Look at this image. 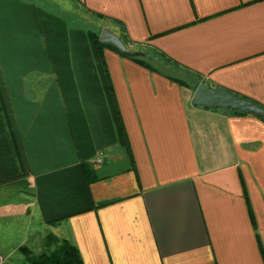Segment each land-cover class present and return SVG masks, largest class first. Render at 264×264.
<instances>
[{
    "label": "crops",
    "instance_id": "crops-1",
    "mask_svg": "<svg viewBox=\"0 0 264 264\" xmlns=\"http://www.w3.org/2000/svg\"><path fill=\"white\" fill-rule=\"evenodd\" d=\"M78 1L153 65L98 46L59 0H0V184L27 185L0 190L17 191L0 242L264 264V119L192 103L203 81L264 108V0Z\"/></svg>",
    "mask_w": 264,
    "mask_h": 264
},
{
    "label": "water",
    "instance_id": "water-1",
    "mask_svg": "<svg viewBox=\"0 0 264 264\" xmlns=\"http://www.w3.org/2000/svg\"><path fill=\"white\" fill-rule=\"evenodd\" d=\"M99 41L118 48L124 55L136 57L144 55V52L133 50L126 46L122 38L110 27L102 29ZM192 103L203 106L206 109H230L255 114L264 118V108L250 99L239 96L229 90L213 87L201 81L194 91Z\"/></svg>",
    "mask_w": 264,
    "mask_h": 264
},
{
    "label": "rangeland",
    "instance_id": "rangeland-1",
    "mask_svg": "<svg viewBox=\"0 0 264 264\" xmlns=\"http://www.w3.org/2000/svg\"><path fill=\"white\" fill-rule=\"evenodd\" d=\"M59 1H61L60 3H63L66 5V7H68V9L67 8L64 9V10H66V13L68 12V13H74V14L79 15L76 17L77 22L79 24H83V25L88 24L89 26L93 27L94 29L97 30V33L99 36H100L102 29L105 27H108V26L104 27L105 23L103 20H101L103 18V16H100V15L96 16L95 14L90 13V11L88 9H86L84 7V5H82L79 1H78V3H75V0H59ZM61 9H63V8L61 7ZM117 26H119V27H117L116 29H114V28H112V29L122 38V40L124 41V43L126 44V46L128 48L133 49V50H139V51H142L141 50L142 48H144V49L147 48V45L145 46L144 44H139L138 46H135L134 42H132L130 40V38L128 37V34L126 33V31H124L122 29L124 25L121 23V25L119 24ZM131 45H134V47H131ZM148 56H146L145 58H147ZM182 75H184V74H182ZM187 78H189V77H187ZM11 188L18 190L20 188H27V185L15 184L12 182H6L3 184H0V190H6V189H11ZM16 190H10V191L5 192L7 194H5V193L0 194V200L1 201L4 199L5 200H11V198H13V197H15V195H17ZM2 236H4V235H2ZM42 244L44 245V243H42ZM17 245H18L17 242L14 243L13 241H11L9 239L7 241H1L0 247H5L6 251L4 254L0 253V256L3 259L7 260L6 262H8V264H28L27 256L20 248L24 247V246H26L27 248H29V247L27 245H20L17 247ZM45 249L46 248L44 246H42L41 248L38 249V252H41ZM29 250H30V248H29Z\"/></svg>",
    "mask_w": 264,
    "mask_h": 264
},
{
    "label": "trees",
    "instance_id": "trees-1",
    "mask_svg": "<svg viewBox=\"0 0 264 264\" xmlns=\"http://www.w3.org/2000/svg\"><path fill=\"white\" fill-rule=\"evenodd\" d=\"M122 29L125 31L124 26ZM96 41L98 46L100 47L107 45L117 50L121 54H123L115 46L101 43L99 41L98 33L96 34ZM146 56L147 55L145 54L144 56H136L130 58L135 59L136 61L150 67L153 64L151 60L148 59V57L145 58ZM233 112L238 114H248L246 112H241V111H233ZM90 172L92 173V171L89 169L88 174H90ZM47 239H48L47 241L48 247L51 246L52 244H54V247L49 248L41 253L34 254L26 246L20 248L26 254L28 264H83V259L81 257L80 251L75 244H73L67 239H60L54 234H50Z\"/></svg>",
    "mask_w": 264,
    "mask_h": 264
},
{
    "label": "built area",
    "instance_id": "built-area-1",
    "mask_svg": "<svg viewBox=\"0 0 264 264\" xmlns=\"http://www.w3.org/2000/svg\"><path fill=\"white\" fill-rule=\"evenodd\" d=\"M0 258H1V256H0Z\"/></svg>",
    "mask_w": 264,
    "mask_h": 264
}]
</instances>
